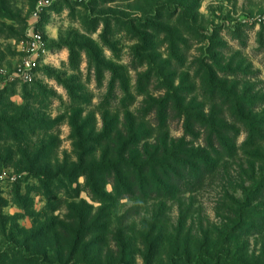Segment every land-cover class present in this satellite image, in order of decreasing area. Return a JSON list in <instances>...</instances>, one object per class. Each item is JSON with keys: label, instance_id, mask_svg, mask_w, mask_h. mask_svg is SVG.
Wrapping results in <instances>:
<instances>
[{"label": "rangeland", "instance_id": "1", "mask_svg": "<svg viewBox=\"0 0 264 264\" xmlns=\"http://www.w3.org/2000/svg\"><path fill=\"white\" fill-rule=\"evenodd\" d=\"M172 145L227 153L171 198L118 197L107 175L93 198L91 167ZM256 154L264 0H0V252L9 264L44 251L74 264L85 227L92 264L194 260L219 247L235 203L263 177ZM254 204L264 214V195ZM250 226L231 254L264 264V224Z\"/></svg>", "mask_w": 264, "mask_h": 264}, {"label": "trees", "instance_id": "2", "mask_svg": "<svg viewBox=\"0 0 264 264\" xmlns=\"http://www.w3.org/2000/svg\"><path fill=\"white\" fill-rule=\"evenodd\" d=\"M244 125L250 133L254 132L251 123L244 122ZM213 136L219 137V133L215 132ZM187 147L185 148L187 150L184 149V146L175 147L174 145L170 148H159L160 150L156 148L152 154L144 151V155L141 156L144 158L138 163H133V157L128 158L131 154L128 157L126 154V157L121 156L122 162L119 166L91 167L86 174V185L93 198L98 199L95 197L99 195L100 181H102L100 177L103 178L107 175V177H114V190L118 197L138 194L171 198L178 192V189L185 187V190H188L197 183H201L205 176L214 171L218 162L223 160L227 153V150L221 146L219 149L211 146L204 150H195L192 145H187ZM254 160L260 166V174L263 177L259 182L254 181L252 187L243 191L242 202L235 203L236 209L231 213L236 218V222H231V226L227 227L224 234L220 235L219 247L216 245L207 246L196 251L194 256L196 260L184 256L185 264H209V262L213 264H247L232 256L231 247L241 239L243 235L241 228H248L250 231L253 228L250 226L252 223L264 224V214L259 210L263 204L253 205L261 195H264V157L256 154ZM249 223L250 225H248ZM253 229L255 230V227ZM81 233L83 234L80 235V230H78L77 243L72 249L76 254H82L84 257L74 260V264H92L87 260L86 248L88 245H84L86 227L81 228ZM49 253L44 251L43 253L25 254L23 256L24 264H60L59 261H54L55 259L51 258ZM9 258V254L0 252V264H9Z\"/></svg>", "mask_w": 264, "mask_h": 264}, {"label": "built area", "instance_id": "3", "mask_svg": "<svg viewBox=\"0 0 264 264\" xmlns=\"http://www.w3.org/2000/svg\"><path fill=\"white\" fill-rule=\"evenodd\" d=\"M36 65L37 64L34 60H30L24 63L22 70H23V74L26 76L25 78H28V76H30L28 74L33 70L34 67H36Z\"/></svg>", "mask_w": 264, "mask_h": 264}]
</instances>
